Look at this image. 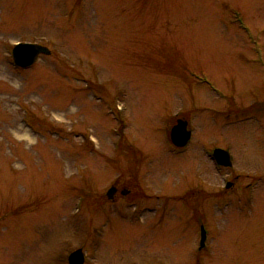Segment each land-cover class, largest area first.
I'll list each match as a JSON object with an SVG mask.
<instances>
[{"label":"rangeland","instance_id":"374dc122","mask_svg":"<svg viewBox=\"0 0 264 264\" xmlns=\"http://www.w3.org/2000/svg\"><path fill=\"white\" fill-rule=\"evenodd\" d=\"M18 42L51 53L20 69ZM255 55L264 59V0H0V264H68L77 249L85 264H264V188L228 206L183 189L231 178L214 176L203 148L264 137L251 120L235 129L241 115L223 133L213 114L202 124L209 97L196 85L205 76L237 97L258 90L241 64ZM182 103L203 141L176 157L167 133ZM114 179L165 192L163 219L149 204L105 221L97 194Z\"/></svg>","mask_w":264,"mask_h":264},{"label":"flooded vegetation","instance_id":"af4514ba","mask_svg":"<svg viewBox=\"0 0 264 264\" xmlns=\"http://www.w3.org/2000/svg\"><path fill=\"white\" fill-rule=\"evenodd\" d=\"M254 49L255 48L250 46L252 53H254ZM241 64L246 67L245 70H247L248 73H251L253 77H257L258 80L254 81L259 83L258 90H247V92L244 94L242 93L239 97H237L232 94L230 90L232 87L230 89H228L229 87L227 89H222L205 76L201 77L198 80L200 84L197 83L196 85L204 87L206 91H208L205 96L211 98V95L213 94L214 98H216L214 105L209 103L211 100L208 98V104L207 102H204L202 108L200 107L201 113L204 115L201 117L204 118L203 122H201L204 125H206V123L214 125L211 121L206 122L208 119H211V115L209 118L207 117V114H213L215 115V124L217 126V121L219 120L222 132L223 128L225 131L229 128L228 121L231 122L233 115H241L243 119L236 121L237 124L235 129L243 132L250 130L253 126L248 125V122L251 120L255 127H257V129L261 131V134L264 136V59L261 61L257 55H255L254 58L244 57L241 59ZM112 96L119 97L120 104L128 105L127 101H125L124 94L114 93ZM123 111L124 110H121V114L118 113L117 117H114L115 123L118 125L117 129L114 130L117 135V143L121 141L120 144L122 145H124V142L126 141V138L122 134L123 127H125L123 117L126 113L122 114ZM195 120H197V118L195 117L194 110H189L186 103H182L178 110L172 114L168 128L169 136L167 140L172 147V154H174V156L186 157V154L193 146H195L199 153V148L201 149L203 140L202 138L196 137V127L199 128V124ZM180 121L185 123V131L190 133L188 142L183 148L175 147L170 139L171 130ZM244 139L245 142H243ZM263 139L264 137L259 138L257 139V142L253 143L249 142V139L242 138V143L238 144L237 148L234 146L233 150H231V145L229 143L227 146H222V142L216 141L210 149L203 148L200 150L206 161L205 166H207V163L210 165L212 172H214V176H219L222 172L231 170L229 173L230 175L225 174L227 177L231 178L230 180H226L224 185H222V179L219 177V182L216 181L214 188H205L206 186L202 184L198 185V188H183L186 191L185 195L198 193L209 201H214L218 206H228L233 205L234 203L236 205H248L253 202L255 196L258 195V193L256 194V189L264 188V165L263 167L260 165L262 163L264 164ZM252 140L255 141V139ZM217 149L224 150L228 153V157L231 162L230 167L218 165L214 161L213 154ZM251 150L258 154L259 158H256V161L251 158L252 154L249 152ZM106 159L111 161L109 158ZM246 163V168H243L241 165ZM254 165H257V168H254ZM242 171H246V173L241 174ZM241 177L247 179L248 182L240 185L239 181L242 180ZM260 183L263 184L260 185ZM164 193L161 196L154 194L149 196L145 194L142 188H131V186H128V182L123 180L121 181L120 179H114L106 191H101L100 194L97 195L101 197L105 221L114 223L115 218L113 215L115 214L116 211L114 210L117 207L138 208L139 210H142L141 207L148 208L146 205L150 204L152 208L151 212L155 215L154 220L160 222L163 219V215L166 213L163 209L165 203L161 202L162 197L165 195ZM167 194V196L172 195L171 193ZM148 201H151V203H147Z\"/></svg>","mask_w":264,"mask_h":264},{"label":"water","instance_id":"95a60500","mask_svg":"<svg viewBox=\"0 0 264 264\" xmlns=\"http://www.w3.org/2000/svg\"><path fill=\"white\" fill-rule=\"evenodd\" d=\"M12 60L16 67L21 69H29L39 58L40 55H49V50L41 45L32 43H18L12 49ZM185 123L179 122L178 125L171 130V141L177 147H184L189 139L190 133L185 131ZM214 161L225 167H230L231 162L228 153L217 149L213 154ZM206 240V232L201 228L200 248L204 246ZM84 255L82 250L78 249L71 253L68 257V264H83Z\"/></svg>","mask_w":264,"mask_h":264}]
</instances>
